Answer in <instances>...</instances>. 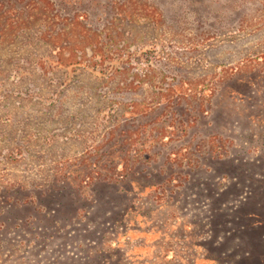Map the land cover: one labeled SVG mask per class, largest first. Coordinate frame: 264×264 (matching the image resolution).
Instances as JSON below:
<instances>
[{"label":"rangeland","instance_id":"rangeland-1","mask_svg":"<svg viewBox=\"0 0 264 264\" xmlns=\"http://www.w3.org/2000/svg\"><path fill=\"white\" fill-rule=\"evenodd\" d=\"M49 1L66 6L70 15L87 16L83 25L102 38L122 37L107 41L105 52L122 49L132 57L128 81L141 80L152 66L148 73L154 75L141 85L144 94L119 93L127 86L110 80L113 88L120 86L117 118L131 117L135 100L154 98L155 86L173 89L188 79L205 84L204 95L210 96L225 70L242 65L253 73L218 87L211 115L200 122L199 138L168 139L172 130L165 128L159 143L152 144L158 155L136 168L130 161L135 135L125 127L108 146L100 132V162L93 174L82 170L52 183L65 150L59 144L36 143L21 168L0 166L13 175L7 179L0 171V185L15 176L39 187L51 182L16 193L0 189V264H264V59L255 58L264 52V0ZM243 15L250 25L244 21L240 28ZM46 16L54 19L51 6ZM214 32L219 37L207 43ZM233 39L236 44L229 45ZM153 46L162 50L158 67L136 59ZM121 61L104 66L115 70ZM13 103L0 99V115L16 120L7 134L30 144L33 130L50 126L54 131L51 115L38 112L35 104ZM73 149L68 158H84L79 146ZM127 151L128 170L125 162L120 165ZM85 160L83 166L89 163ZM113 174L117 177L110 180Z\"/></svg>","mask_w":264,"mask_h":264},{"label":"trees","instance_id":"trees-1","mask_svg":"<svg viewBox=\"0 0 264 264\" xmlns=\"http://www.w3.org/2000/svg\"><path fill=\"white\" fill-rule=\"evenodd\" d=\"M50 6L54 16V19H50L53 20L52 22L46 19L47 16L45 17V10L50 9ZM112 6L110 5L111 9ZM262 6L264 9V3ZM65 8L66 6L63 7L56 2L50 4L49 0L42 2L0 0V99L7 100L9 106L19 99L27 100L37 106L35 108L38 112L51 115V127L55 126L54 131L50 126L33 130L28 138V142L32 144L30 145L12 132L7 134V126H15L16 120L9 114L0 115V141L4 143V146L0 148V166L13 165L17 169L21 168L31 155L32 146L35 147L36 143L45 148L59 144L65 150L63 149L64 152L58 157L61 162L58 164V173L54 174L52 183L68 180L72 173L75 174L74 172H81L79 174L82 175L83 171H89L93 174L96 173L100 162L99 155L96 153L97 146L102 142L100 132H105V142L108 146L112 143L116 144L114 141L119 130L125 127L127 128L125 132L130 134L132 131L135 135V138L130 140V146L137 148L132 150L130 161L136 168L137 165L145 164L158 155L152 152V144L160 141L165 128L172 130L171 135L166 137L168 139L172 136L187 137L190 142H193L195 138H199L200 122L211 115L218 87L225 86L238 76L253 73L246 72L242 65L225 70L217 80L218 85L212 87L210 96L204 95L205 84L187 81L188 79L175 84L174 90L165 86H155L158 92L154 98L148 101L145 97L137 103L135 100L132 105L134 114L125 120L124 114L117 118L119 108H117L118 101L115 97L120 86L113 88L115 83H111L110 80L118 79L121 82L119 84L127 86L128 90H121L119 93L132 92L136 95L138 91H141L144 94L147 92L142 87L146 83L145 77L154 75V73L151 75L148 73L153 71V68L150 66L146 71L144 70L141 80L128 81L129 66L133 63L132 57L122 54V49L105 52L107 41L111 43L115 37L118 39L122 37L118 34L117 36L105 34L103 38L100 37L98 32L93 33L83 25L88 20L87 16L70 15ZM245 17V15L240 17L238 24L240 28L244 21L248 22V26L250 25V21ZM67 20H70V23ZM112 26L116 27V24ZM67 29L70 30L67 31ZM223 31L219 30V33L225 35ZM218 37L219 35L214 32L206 42L209 43ZM232 43L229 45L234 46L236 40L233 39ZM213 45L215 44H209V46ZM159 50L158 46H153L152 50L146 52L141 50L139 51L141 55H136V59L154 61L158 67L163 63ZM130 55L133 56V54ZM255 58L264 59V52ZM116 61H121L118 69L104 66L108 62ZM160 84H163V81H160ZM200 86L205 87L200 88ZM67 103L71 104L70 108L66 107ZM141 106L143 107L140 108ZM73 146H79L84 151L82 156L86 157L85 161L89 163L83 166L84 158L67 157ZM92 150H95V154H92ZM128 152H124L120 162V165L125 162L126 169L129 163L127 157L130 155ZM91 159H93L92 163ZM192 161L190 159L189 163ZM7 170L9 169L0 167V171L6 174L4 178L8 179L13 175L6 173ZM114 175L110 180L117 177ZM47 176L51 181V174ZM123 176L126 177V174H122ZM6 181L0 185V189L11 193L30 189L36 185L37 189L51 185L50 182L39 187L40 183L27 182L29 180L22 179L20 176H15V180Z\"/></svg>","mask_w":264,"mask_h":264}]
</instances>
